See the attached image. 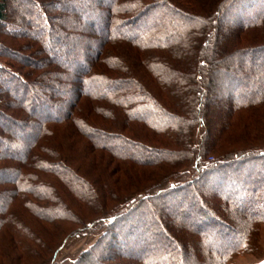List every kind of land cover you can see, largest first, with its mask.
Masks as SVG:
<instances>
[{
    "label": "trees",
    "instance_id": "1",
    "mask_svg": "<svg viewBox=\"0 0 264 264\" xmlns=\"http://www.w3.org/2000/svg\"><path fill=\"white\" fill-rule=\"evenodd\" d=\"M78 1L0 0V263L186 264L196 240L197 264H237L264 224V0H99L76 34ZM98 150L148 175L116 194ZM92 155L110 171L82 174ZM73 235L97 240L58 258Z\"/></svg>",
    "mask_w": 264,
    "mask_h": 264
},
{
    "label": "rangeland",
    "instance_id": "2",
    "mask_svg": "<svg viewBox=\"0 0 264 264\" xmlns=\"http://www.w3.org/2000/svg\"><path fill=\"white\" fill-rule=\"evenodd\" d=\"M248 2H251V1H248ZM10 4H11V2H10ZM85 5H91V6L95 7L96 9H98L99 7H103V3L100 2L99 0H94V3H92V4H91V2L89 0H79L77 2L76 8H72V9L69 8L67 10V13L70 12V13H73L74 15H76V13L77 14L78 13H81V14H79L80 16H78V17L76 15V17L74 18V20H75L74 22L70 21V23H69V24L72 25L73 30H74V32L76 34H81V31H82L83 27L86 26V24H88V23H86L85 17H86V15L87 16L89 15V12L87 10H85V9L83 10V12H81L82 9H80V7H83ZM18 12L19 11H17L16 13H18ZM19 13H20V16L23 17L22 20L24 18H26V16H23L24 15L23 14L24 11H23V13L22 12H19ZM166 18H167L166 19L167 21L164 23L165 25L163 24L164 25V28L169 23L170 24H174L173 22H174V20H176V15L174 13L173 15H170V16H168ZM16 21H17V19L15 20V22ZM24 22L26 24H31V23H34V22H37V21L36 20L27 19V20H24ZM223 23H224V21H223ZM223 23H222V25H223ZM229 24H232V23L230 22ZM71 25H69V26H71ZM3 29L6 30L8 33H10V31L8 30V28L5 25H3ZM65 30H67V26H66ZM192 33L193 32H191L190 34H192ZM190 37L191 36L189 35V38ZM26 40L27 39H24L23 41L22 40L21 41L24 42ZM187 40L188 39L185 38L183 41L187 42ZM189 40L190 41H193L194 39L191 38ZM70 69L72 70V72L74 70H76V72H77L78 67L76 65H74V66H71ZM61 84L62 85L63 84H66V81L61 80V78H58V79L57 78H54V82L52 84L53 85L52 86V89H50L48 91V93L50 94V93L56 92V94H58L57 95L58 98H61V101L64 102V101H66V97H68V96L71 97V95H69V93L67 95V92L68 91L62 89V85ZM224 101H225V99L223 97H219L218 95L213 94V96L210 99V102L214 103L215 106L216 105L217 106L216 107L214 105H212V106L209 105V106H210V108L212 107L213 111L216 110L219 113L220 110H225V103H224ZM218 106L220 108H218ZM223 114H224V115H222L223 117L222 116H218L217 118L214 117V118H216L215 119V122H213V123H215L214 126H213L214 133L217 132V130H218L217 127H216L217 124H218L219 127L222 128V126L225 124L224 122L228 121V120H226V121L223 120V118L226 117L228 115V113L227 112L226 113L223 112ZM227 117H229V115ZM236 117H234V118L231 117L230 119L233 120L234 123L235 122L238 123L239 120L242 121V120L247 119L246 118V113H241V116L238 119ZM258 119H261V117L258 118ZM233 121L231 123H233ZM262 121H264V119H262ZM231 126H232V124H231ZM233 127H234V125L232 126V129H233ZM240 130H241V128H240ZM240 130H237V131H235V134H232L233 140H235L236 142H238V144H241V140L243 141V139L246 138V136H247L245 133L240 132ZM249 134H252L251 135L253 137L252 143H254V144L257 143L258 140H261V138H264V133H261V131H259V130L253 131V132H249ZM84 140H86V139H84ZM260 142H264V140L263 141H260ZM95 152H94V154L96 156H97L98 153H102L101 156H102V158L105 161L112 159V160H116V162H117V160L121 162V164H122L121 170L124 168L123 169V171H124L123 172V175H121V177H120V180L121 181L120 180L118 181V180H116V179H114L112 177H111V179H109L110 182L112 183V189L114 190L113 192H115L116 194H118L117 191H119V189H121V190L122 189H125L126 186L128 187L129 191L134 192L135 189H133L132 187H135L136 188L137 186L141 185L142 184L141 182L145 180L144 175L145 174L148 175L147 173H145L144 175L142 174V176H141V171L143 169L141 170V167L139 165L138 166L135 165L133 167L131 166L129 168L126 165L127 164L126 162L119 160L117 157H116V159H114L115 157H112L108 151H105V150H100L99 151L98 150V152H96V153ZM90 159L91 160H90V162L88 164L89 167L88 168L85 167L83 169V171H81L82 174H84L85 172H87L89 177L92 176V177L95 178L100 173V171L102 172V169L105 171V167L106 166H107V168L110 171V166H108V164L106 166H105V164L103 165L101 163L95 164L92 161L93 160V155L91 156ZM104 160H103V163H104ZM94 164H95L96 167L94 166ZM119 167H120V165H119ZM262 172L263 171L260 172L261 175H262ZM263 174H264V172H263ZM262 177H264V175H262ZM117 182H121L120 186L122 188H120L118 186ZM98 190H100V189H98ZM121 192H123V191H121ZM167 201H168V199L166 200L165 203H167ZM187 210H188L187 208L181 207L180 209L177 210V213L185 214V212ZM187 220H188V218H186V221ZM161 221H162L163 225H166L167 224L165 220L161 219ZM175 226H176V224H175ZM258 233H260V234H259V240L257 241V245H256L257 250H253V251H251V253L250 252H246V251L241 252L240 255H239V257L236 260L237 264H259L261 262H264V224L261 226V228H260V230H259ZM172 235H174L176 237V239H178V241H181V240L183 241L184 240L182 238L183 236L182 235H178L176 232H173ZM96 238L97 237H95V236H89V235L79 236V237L73 235L61 247V250L59 251L58 258H61V259H64V258L66 259L67 258V259H71V260L75 259L81 253V251H83L84 249H87V247H89L90 245H92L97 240ZM205 242L207 244H209V243H211L213 241H212V239L206 237ZM195 244H196V240L195 241H192V243L190 244L191 247H189V251H190V254H192V255H189V256L187 255V258L185 257L186 264H197L196 262L198 260L195 258L194 255L196 254L195 252H197L199 250L198 249L199 248V245L198 244L195 245ZM10 249L11 248H6V251L9 252ZM163 250L164 251L162 253H159L158 256H156V259L153 260V259H150V258L147 257L146 258L147 261H149L152 264H155L157 262L159 263L160 261H162L167 254H170L169 253L170 251L166 250V248H164ZM11 257L12 256L7 257L8 259H10V260H8V262L11 261ZM1 258H2V256H1ZM1 258H0V262L2 261ZM12 259H14V258H12ZM30 259L32 260V257L29 258L30 263H28L29 261L27 259L22 258V260H19L20 261L19 264H34V263H32V261Z\"/></svg>",
    "mask_w": 264,
    "mask_h": 264
}]
</instances>
